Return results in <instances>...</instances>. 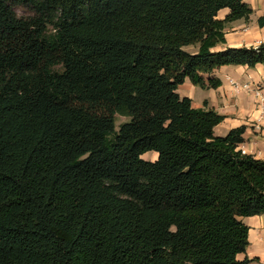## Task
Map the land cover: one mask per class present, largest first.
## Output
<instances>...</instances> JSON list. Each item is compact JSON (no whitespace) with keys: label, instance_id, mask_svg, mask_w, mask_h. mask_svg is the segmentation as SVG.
Segmentation results:
<instances>
[{"label":"trees","instance_id":"16d2710c","mask_svg":"<svg viewBox=\"0 0 264 264\" xmlns=\"http://www.w3.org/2000/svg\"><path fill=\"white\" fill-rule=\"evenodd\" d=\"M251 14L242 0H0V264H250L240 219L264 215V161L239 149L243 126L215 136L223 116L177 89L264 66V44L214 50Z\"/></svg>","mask_w":264,"mask_h":264},{"label":"crops","instance_id":"0c3cea01","mask_svg":"<svg viewBox=\"0 0 264 264\" xmlns=\"http://www.w3.org/2000/svg\"><path fill=\"white\" fill-rule=\"evenodd\" d=\"M242 2L250 7L252 14L248 20L228 23L224 29L225 43L216 46L215 51L264 44V24H259V19L264 16V0ZM227 14V10L221 11L218 19H224ZM185 50L188 51V47ZM211 77L220 80L218 88L201 89L185 80L177 93L180 97L188 98L193 108L211 109L223 116L221 123L213 129L215 136L224 137L230 130L243 126L245 131L239 149L246 155L264 161V66H224L216 69ZM229 80L240 88L238 92ZM244 86L248 88L243 89ZM255 90H259L261 98L255 97ZM240 220L248 228V245L245 252L236 258H247L252 261L250 264H264V215Z\"/></svg>","mask_w":264,"mask_h":264},{"label":"rangeland","instance_id":"374dc122","mask_svg":"<svg viewBox=\"0 0 264 264\" xmlns=\"http://www.w3.org/2000/svg\"><path fill=\"white\" fill-rule=\"evenodd\" d=\"M14 11L16 13L17 16L19 17H28L31 16V13L29 10H27L26 8H22V7H15ZM187 48V47H186ZM193 48L192 47H188V51H191ZM127 119L120 117V116H115V127L116 129L118 128V126L125 122ZM142 159L145 160H154L155 159V154L154 153H147L145 155L142 156Z\"/></svg>","mask_w":264,"mask_h":264},{"label":"built area","instance_id":"2783aa9c","mask_svg":"<svg viewBox=\"0 0 264 264\" xmlns=\"http://www.w3.org/2000/svg\"><path fill=\"white\" fill-rule=\"evenodd\" d=\"M229 83L231 84V86L234 88V90L236 91V92H238L239 90H240V88L232 81V80H229ZM243 89H247L248 88V86H244V87H242ZM254 94H255V97H258V98H261V95H260V92H259V90H255L254 91ZM243 153V152H242Z\"/></svg>","mask_w":264,"mask_h":264}]
</instances>
